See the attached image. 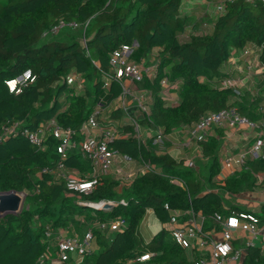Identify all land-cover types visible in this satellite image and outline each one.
Masks as SVG:
<instances>
[{
	"label": "trees",
	"instance_id": "16d2710c",
	"mask_svg": "<svg viewBox=\"0 0 264 264\" xmlns=\"http://www.w3.org/2000/svg\"><path fill=\"white\" fill-rule=\"evenodd\" d=\"M204 8L207 5L184 10L183 0H0V137L7 126L22 124L36 129L51 120L79 132L97 105L105 108L122 93L118 83H112L108 90L103 88L104 76L110 72V56L122 45H135L134 61L152 55L158 59L156 77L137 86L149 97L151 122L140 121L149 128L169 134L225 108L259 118L256 112L261 99L255 100L248 91L236 96L232 90L220 89L219 84L239 74L231 61L233 56L241 57L245 48L264 44V4L245 0L227 3L224 13L211 14L207 20ZM200 10L201 18L197 19L195 14ZM60 22L77 24L87 49L83 39L69 44L53 40L40 46L41 39ZM26 71H31L34 81L22 85L19 94L11 93L7 82ZM74 75L77 81L70 80ZM165 76L171 84L179 82L177 105L162 98L161 80ZM261 90L264 92V87ZM104 114L118 123L121 133H133L121 110L105 109ZM223 134L218 130L202 143L203 158L211 162L205 176L197 169H183L182 163L169 155L156 154L150 140L146 144L134 137L118 140L116 150L134 159L141 156L170 177L182 180L184 186L145 175L120 192L119 183L106 176L86 195L72 194L64 178L56 180L42 173L60 160L55 139L49 138L42 148L32 146L22 136L0 140V193H22L28 205L19 214L0 219V264H39L42 258L50 264L56 251L45 237L46 230L65 228L78 233L84 228L95 231L100 252L88 255L80 264H194L166 229L146 242L140 227L148 209L167 224L171 215L164 209L166 202L173 209H188L192 203L194 210L205 216H228L241 210L228 206L224 197L252 191L254 174L264 172V160H250L246 169L215 184ZM60 161L63 169L56 175L82 176L90 171L80 153H70ZM211 189L218 192H209ZM122 199L126 205L119 203L105 210L86 205ZM89 208L92 212L87 214ZM118 219L125 223L119 231L94 228ZM144 255L152 256L139 261ZM242 264H264V255L260 249L248 247Z\"/></svg>",
	"mask_w": 264,
	"mask_h": 264
},
{
	"label": "built area",
	"instance_id": "2783aa9c",
	"mask_svg": "<svg viewBox=\"0 0 264 264\" xmlns=\"http://www.w3.org/2000/svg\"><path fill=\"white\" fill-rule=\"evenodd\" d=\"M237 1L239 0H215L212 6L210 3L207 4L206 9H213V14L220 15L225 12L227 3ZM245 1L252 4H264V0ZM204 26L207 24L205 23ZM64 27L79 28L77 24L60 22L51 32H57ZM83 45L87 49V42L84 39ZM134 47L135 45H122L111 54L110 72L104 76L103 88L108 90L112 83H118L122 88V93L116 100L108 103L105 108L101 104L97 105L79 132L65 129L55 120H51L36 129H31L22 124L7 126L4 128L0 140L22 136L32 146L42 148L49 138H53L58 142L56 151L60 160L70 153H80L90 166V171L85 175L65 176L62 173L56 175L57 170L63 169V163L60 160L53 167H47L42 171L44 174L54 176L56 180L64 178L66 189L72 194H89L100 184L102 177H111V175H114L115 181L119 183V188L122 186L129 187L135 179L145 175L167 178L174 184L183 187L184 182L182 180L170 177L164 170L149 161H145L141 156L134 159L114 148V144L118 140L129 137H134L144 144L150 140L152 144L154 143V147L162 144L165 140L169 141V134H165L162 129L153 130L149 128L150 138L148 139L147 136L144 138L146 133L142 132V123L138 120L136 113L134 114L137 111L143 114L146 121L151 122L149 97L145 90L139 89L137 86L143 83L146 78L154 79L158 73V59L155 55L151 57L153 58L151 64H147L146 59L140 62L131 59ZM231 61L235 64V69L239 74L223 79L219 88L232 90L236 96L248 91L255 95V100L261 99L257 103V114L260 118L251 119L242 115L236 108H225L219 112L203 116L193 125L181 126L184 130L183 133L188 136L183 147L196 146V153L202 158V143L207 142L217 130L236 128L254 133L250 145L237 153L227 152L223 156V169L228 172L229 177L246 169L250 160H264V92L261 90L264 87V44L245 48L241 57L233 56ZM242 61H244L243 64H241ZM70 80L77 81L78 77L71 76ZM33 81L34 77L31 71H26L16 79L8 81L7 85L11 93L19 94L22 85ZM161 84L163 86V100L172 105H177L178 102L174 98V93H177L179 82L171 84L168 77L165 76L161 80ZM78 87L80 88L81 85ZM130 100L135 103V111L131 108ZM105 109L121 110L125 114L128 124L133 128V133L126 135L121 133L118 123L108 120L104 114ZM164 154L168 155L167 153L160 155ZM186 167L197 169L193 160H188ZM254 179L255 183L257 180L258 184H264V173H255ZM216 190L211 189L209 192L217 193ZM119 203L127 204L125 199H122L119 202L101 201L86 205L94 209L105 210V205L109 204L114 207ZM164 209L171 215L169 222L164 224V229L169 232L177 245L187 250L190 255L189 258L194 264H242V255L246 250L234 247V242L241 232L249 235L247 248L255 247L258 239L264 241L263 213L260 215L256 212L232 211L228 216L219 213L205 216L201 212H196L192 203L188 209H173L168 202L164 204ZM94 228L113 233L125 228V223L118 219L108 223H100ZM70 232V228L57 231L46 230L45 237L53 242L56 251L55 257L51 261L49 260L50 264H80L85 257L95 253L96 248L94 246L97 241L93 228H89L83 234L75 231L73 235H65V233L70 234ZM150 256L152 255H144L139 261H147ZM39 264H46L45 258H42Z\"/></svg>",
	"mask_w": 264,
	"mask_h": 264
},
{
	"label": "crops",
	"instance_id": "0c3cea01",
	"mask_svg": "<svg viewBox=\"0 0 264 264\" xmlns=\"http://www.w3.org/2000/svg\"><path fill=\"white\" fill-rule=\"evenodd\" d=\"M204 5H206V4H203L201 1L197 2L196 0H183V9L184 10L195 11L197 9H200L201 7H204ZM137 93H139V92H137ZM174 98H176V101L179 102L178 94L176 92L174 93ZM130 105H131L132 110L135 111V109H136L135 103H133L132 100H130ZM135 113L137 114V111H135L134 114ZM256 114H257V112H256ZM126 121H127V119H126ZM141 122H143V120ZM149 130H150L149 127L146 124L142 123V132L146 133V134H144V138H146L145 136H147L149 138V134H148ZM220 130H222L224 134H223V137L221 138V146H220V149L218 151L219 174L215 178V184H218V185L224 183L226 178H230L228 176V172L225 169H223V164H222L223 156L227 152L233 153V154L237 153L239 150L250 145L252 142L253 135H254V133H252L250 131H243V130H239L236 128H227V129L225 128V129H220ZM123 134L126 135V134H130V133H123ZM216 135H217V132H214L212 136H216ZM168 137H169V141H167V142L169 144V147L163 153H167L168 155H170L172 157V159H174L177 163H182L183 169H185V170L189 169L188 167H186V162L188 160H193L195 162V164L197 166V170H199L198 168H199V165H201V164H205L209 168V165L211 162L207 159H204V158L198 156V154L196 153V146L192 145L190 147H183V144L188 137L187 134L183 133L182 135L178 136L176 133H174L172 131L171 133H169ZM245 139H247V140H245ZM178 146H180V147L182 146L180 150H178L176 148ZM156 154H158V153H156ZM261 173H264V172H261ZM111 178H113L115 180L114 175H111ZM119 187H120V185H119ZM126 188H128V187H126ZM216 192H218V191L216 190ZM225 198H227L228 200L236 199L235 201L239 200L240 202H242L241 204L247 205L246 208H242L237 203H231L230 204V203L226 202L228 204V206L230 205V206L239 207L241 210L238 212L262 213V206L264 205V184H258L257 180H256L254 189L252 191L243 192L242 194H240L239 196H236V197H231V196L225 195ZM144 224H146V226H143ZM142 226H143L144 230H143ZM88 229L89 228H87L81 234L86 232ZM163 229H164V224L158 219V217L156 216V214L154 213V211L152 209H148L146 217H145V219H144V221L140 227V234H141L142 238L146 242H149L155 235H157ZM74 232H75V229H71L70 235H73ZM144 234H146V235H144ZM248 240H249V235L247 233L241 232L238 235L237 240L234 242V247L236 249L246 250ZM258 240L259 241L256 243L255 248L260 249L261 253L264 255V241H261V239H258ZM97 248H98V245H97ZM245 255H246V251H244L243 255H242L243 261H244Z\"/></svg>",
	"mask_w": 264,
	"mask_h": 264
},
{
	"label": "rangeland",
	"instance_id": "374dc122",
	"mask_svg": "<svg viewBox=\"0 0 264 264\" xmlns=\"http://www.w3.org/2000/svg\"><path fill=\"white\" fill-rule=\"evenodd\" d=\"M197 2L198 1H201L203 4H211V6L214 4L213 2L215 1V0H196ZM206 8H204L203 10V16H204V18L207 20L208 18H209V14H211L212 12H214L213 11V9H209L208 10V13L207 12H205L206 10H205ZM213 14V13H212ZM196 18L198 19V18H201V15H202V10H200V11H198L196 14ZM203 18V17H202ZM208 22V21H207ZM203 28H206L207 29V27H204L203 26ZM71 29L70 28H68V27H64V28H62V29H60V30H58L57 32H50L46 37H44V38H42L41 39V41H40V46L41 45H43V44H47V43H49V42H51V41H53V40H58V41H62V42H65V43H67V44H69V43H72V41L73 40H82L83 39V32H81L79 29H74V30H72V31H70ZM83 41V40H82ZM151 57H153V56H149V58L146 60V62H147V64H151L152 62H153V58H151ZM74 80H76V78H74ZM80 81V80H79ZM86 84V82L84 81V82H80V85H85ZM254 91H256V90H254ZM183 127H181V126H179V127H177L175 130H173V132L174 133H176L178 136L179 135H182L183 134ZM150 138V137H149ZM148 138V139H149ZM168 140H165L162 144H159V145H155V152L156 153H158L159 155H160V153H163V152H165L166 150H167V148L169 147V144H168V142H167ZM154 144V143H153ZM182 147V146H181ZM181 147L180 146H178V147H176L178 150H180L181 149ZM202 173H203V175L205 176V175H207V171H208V166L207 165H205V164H201V165H199V168H198ZM120 189V192H122L124 189H126V187H124V186H122L121 188H119ZM224 200H225V202H228V203H237V204H239L242 208H246L247 207V205H245V204H241L242 202H240L238 199V201H235L236 199H233V200H228L227 198H225L224 197ZM246 201V200H245ZM28 205H27V203H26V201L24 200V204H23V207H27ZM22 207V208H23ZM92 212V210L89 208V209H87L86 210V213L87 214H89V213H91ZM260 215H261V213H260ZM143 226H146V224H144ZM143 226H142V228H143ZM141 228V229H142ZM143 230H144V228H143ZM83 231H85V228L83 229ZM65 235L66 236H69L70 234H67V233H65ZM144 235H146V234H144ZM146 238V237H145ZM95 248H96V250H95V253H96V255H98L99 254V252H100V250H99V248H97V243L95 244V246H94Z\"/></svg>",
	"mask_w": 264,
	"mask_h": 264
},
{
	"label": "water",
	"instance_id": "95a60500",
	"mask_svg": "<svg viewBox=\"0 0 264 264\" xmlns=\"http://www.w3.org/2000/svg\"><path fill=\"white\" fill-rule=\"evenodd\" d=\"M139 121L144 120L143 114L137 112ZM25 195L15 191L0 193V219L7 215H17L22 211ZM105 209H110L113 206L107 204Z\"/></svg>",
	"mask_w": 264,
	"mask_h": 264
},
{
	"label": "snow or ice",
	"instance_id": "6c2138e0",
	"mask_svg": "<svg viewBox=\"0 0 264 264\" xmlns=\"http://www.w3.org/2000/svg\"><path fill=\"white\" fill-rule=\"evenodd\" d=\"M14 83V82H13Z\"/></svg>",
	"mask_w": 264,
	"mask_h": 264
}]
</instances>
